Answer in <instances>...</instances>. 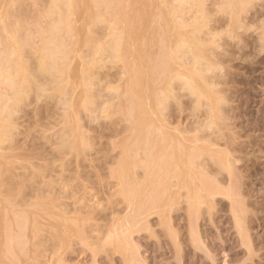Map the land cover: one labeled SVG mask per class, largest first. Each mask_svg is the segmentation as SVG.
<instances>
[{
	"label": "rangeland",
	"instance_id": "374dc122",
	"mask_svg": "<svg viewBox=\"0 0 264 264\" xmlns=\"http://www.w3.org/2000/svg\"><path fill=\"white\" fill-rule=\"evenodd\" d=\"M4 1L5 0H0V21L4 23H2V25L0 23V64L2 63L0 65V95L4 93L14 99V96H12L13 93L15 91L18 92L14 93V95L16 94L15 101L13 100L14 104L13 102L12 104L16 106H12L15 114H11V121H3V119H0V123H2L0 124V128H3L5 133L7 132L5 130L6 127H9L7 128L8 130H10V126L13 128L9 131L12 132L9 133V136L12 138H7L9 137L7 134L6 137L5 134L0 132V134H2V136H0V200H2L0 202V228L4 226L2 230L0 229V232H4L0 234V242H3L2 245L0 243V255H5L4 257L2 256L3 258L0 256V264H36L37 262V264H264V0H237L239 2L236 0H171L169 1L170 3L168 0L106 1L111 3H106L104 0H86L89 4L85 2V0H58L60 3H56L55 0H53L54 3L52 0H6L7 2L5 3ZM67 2H71L72 4L70 3L68 6ZM171 2H174V4L172 5ZM175 2L179 3L177 4ZM181 2L182 4H180ZM233 2L236 3L233 4ZM183 3H185V6ZM74 4L75 6H73ZM123 4H127L125 12L127 15L126 30L128 29L131 34L128 33V36L124 37L123 40L125 45H122L124 48L127 46L125 48L126 54L123 56L124 59L121 55L123 49L120 52L116 50V53L110 49L111 36L120 29V24L118 25L114 17L121 14ZM1 5L6 7L3 6L1 8ZM56 5H58V7H55ZM179 5L182 6V9ZM8 6L9 13L7 11ZM70 6L72 7L70 9L71 11L69 10ZM173 6L176 7V10L178 8V10L180 9L182 11L179 10L180 12H178L177 10V15L173 14L176 13ZM116 7H118V11ZM171 7L173 10H171ZM3 8L6 9V11ZM50 8L52 11H50ZM59 8L62 12H58ZM165 8L167 10H165ZM83 9L84 11L87 9L88 11L83 14ZM91 10H93L92 13ZM103 11L104 13H102ZM163 13H165L168 18H166ZM171 13L172 17L169 18ZM7 14L9 15L6 16ZM130 14L132 15L130 16ZM2 17L4 21H2ZM85 18H87L86 21ZM178 18L180 19L178 20ZM61 19L65 24L61 23ZM110 19L112 21H110ZM57 20L62 24L57 33V42L61 45V47H58L59 54H56L59 57L55 56L54 58L56 61H54L56 65L53 62L54 70L50 69L49 73L45 75L44 72L39 69L38 61L42 54H40V52L45 50L44 47L50 35V25L52 26L53 23L58 22ZM87 20L91 24L86 23ZM168 21H170V23ZM180 21L182 23L186 22V25L182 24ZM110 22L115 25V28ZM163 22H165V24ZM84 23H86L87 26ZM8 24V30L10 31H6ZM72 24L73 26L75 24L76 28L73 27ZM78 24L79 27L77 26ZM157 24L159 25L156 26ZM200 24H202V26H200ZM3 26L6 28L5 30ZM65 26L66 28H64ZM171 26L173 27L172 29ZM11 27H13L14 30L13 28L11 29ZM116 27H118V29ZM128 27H130V29L132 28L131 31ZM158 27L161 28V31ZM179 27L181 30L184 29L182 31H186L184 32V34L186 33L185 35H189H183ZM80 28L81 31L79 32ZM192 28H194V32L190 33V29L192 30ZM62 29L65 30L62 31ZM111 30L113 32H111ZM195 30L199 33L197 31L195 32ZM66 31L69 32L67 33ZM72 31L74 34L71 33ZM194 33L198 34L195 35ZM9 34L11 35L9 36ZM164 34L166 35L165 37ZM61 35H63V37ZM180 35L181 37L183 36L182 40L184 39L187 42H183ZM190 35H192L193 38ZM196 36L198 38H196ZM10 37L17 43L15 44L11 41L12 38ZM65 37H67V39ZM76 37L78 40L74 39ZM59 38L60 40L58 41ZM179 39L181 41H179ZM10 41L12 45L14 43V47L16 45L19 46V49L17 46L15 48L19 50V55ZM158 41H160V45L157 44ZM75 42H78V45L77 43L75 44ZM83 43L86 44L84 45ZM130 43L132 46H130ZM173 43L176 45L173 46ZM181 44H183V46ZM70 45L71 47H69ZM198 45L200 46L198 47ZM78 46L82 48H78ZM168 46L170 50L167 49ZM76 47L78 51H76ZM188 47H193L192 49L190 48L192 51L188 50ZM194 47L196 49H194ZM10 48L12 52L9 53L8 49ZM38 48L43 49V51H39ZM161 48H164V50L166 49V51H162ZM171 49L173 51H171ZM195 50H197L198 53L194 52ZM70 52L73 53L70 54ZM165 52H171L169 53V57L167 53L164 54ZM13 53L14 55L17 53L16 55L18 56L15 55L16 57H14ZM134 53L137 56H135ZM60 54L65 57H60ZM143 54L144 57L142 56ZM173 54L174 56L172 57ZM190 54H195L196 58H194L195 55L191 56ZM70 55L73 58L68 57ZM11 56H13L12 59L14 58L15 62L13 60L11 61ZM120 56L124 62L123 60L121 62ZM191 57H193V59ZM74 58H76V61ZM168 58H171L172 64ZM197 58L200 60L198 63L195 60ZM9 60L11 61L10 63ZM147 60H149V62ZM162 60H164L165 63ZM128 61H132L140 72V84L143 88L146 87V89H144V95L146 99L148 98L147 100H150L154 112L152 113V117L155 116L154 120H152V118L146 123L150 125V127L145 124L144 131L147 132L146 134H148V136L146 134L143 135L145 145H142V148L139 146L141 149L138 148L136 137L132 139V135H134V129L132 128H134L133 125L135 124L139 113L138 110L141 109V106L139 97L135 94L132 95L129 87L126 86L127 84L129 86L130 79L134 78H131L129 74L124 72L125 64L128 63ZM35 62L36 64H34ZM58 62H61L59 66ZM135 62H137V64ZM4 63L8 65L6 64L7 66H5ZM10 65L14 69V72ZM138 65L140 67H138ZM169 65L170 67H168ZM14 66L20 68L22 71L19 70L17 73L18 69L16 68V71ZM64 66L68 67L67 70ZM141 66L144 69H142ZM3 67L6 69L5 72ZM78 67L79 70L81 69L79 72L76 70ZM162 67H164L163 72L167 69L169 75L167 73L164 74L162 69H160L161 71L158 70ZM151 68L153 69L152 71ZM195 68H197L198 71ZM82 70H84V72ZM190 71L194 75L190 73ZM24 72L26 73L24 74ZM37 72H39V74ZM186 72L190 73L189 75L192 74L191 77L193 81L195 80L199 86H197V90H199V88L203 90H199L198 98L200 101L189 89L181 86V82H183L181 76H184V73L188 75ZM40 73L44 74L43 78ZM73 73L77 74L74 75ZM78 73H81L80 76ZM143 73L146 75H144L145 78L142 76ZM155 73L158 74L155 76ZM38 75L39 77L37 78ZM197 75H200L199 80H197ZM10 76L12 77L11 79ZM73 76L80 77L81 79H75ZM127 76L129 78H127ZM2 77H4V80ZM23 77H25V80H23ZM165 77H167V80H165ZM171 77L173 78L172 80H170ZM148 78L150 79L149 81ZM6 80H8L7 82L9 84ZM49 80L52 81L50 82ZM62 80L66 81L62 82ZM77 80L78 82L80 81L81 84H78ZM136 80L135 78V81ZM158 80L160 82H158ZM1 81L4 85L1 84ZM38 81L40 83L46 81V86L45 83L43 85L45 87L40 86L43 90L38 88L40 85V83H37ZM55 81L57 82L54 83ZM126 81L128 83H126ZM76 83L82 87L80 88ZM143 83L145 84L143 85ZM17 84L21 90L18 88ZM14 85L17 90H14ZM50 85L52 86L50 87ZM11 86L13 90H11ZM64 86L65 88H63ZM70 86H72V88H70ZM83 87L86 91H84ZM205 87H208V89L206 90ZM209 88L212 91H209ZM70 89L72 91L74 89V92L72 93ZM39 90L42 94L38 92ZM205 91L208 92V94ZM82 94L85 95V97L82 96ZM151 95H153L154 101ZM83 97L84 99L82 100ZM162 98V103L158 102V99ZM1 99L2 97L0 100ZM72 101H74V103H72ZM210 101L212 103H210ZM124 102L126 104H124ZM153 107L155 109H153ZM208 109L211 110V114ZM127 112L128 115H126ZM126 116L131 119L129 120ZM164 120H166L167 123H164ZM8 121L9 123L11 122L10 125H8ZM207 122H210V126ZM159 125L162 129L164 128L167 131L171 138V142L166 145L167 148H165V151H160L164 148L161 146L160 150L157 147H151L150 140L152 141V135H155V133L161 129ZM151 129L152 132L150 131ZM153 130H155V133ZM62 135H64V138ZM1 137H5V139L2 140ZM150 137L151 139H149ZM129 140L130 142H135L134 144L138 152V157H136L137 155L134 153L135 150H133L129 160L133 162L137 161L139 165H142L144 162L145 164H150L156 160L155 168L160 166V164L162 168H165L161 169L162 172L156 169L158 172L154 171V176L152 177L156 178L161 174L162 176L165 174L164 177L168 176L166 178L168 183L166 182L167 180H165L166 184L164 183L163 191H161L162 187H158L153 191L155 193L151 196L154 198V201L152 200L153 198L151 197L150 199L149 196V198H145V201H143V203L146 204L147 202L148 204V202L150 203L152 200V204H150L154 206V209L151 210L149 204H144L147 208L150 207L148 209L143 204V207L142 205L141 207H139V205H132L137 213L134 214V216H132V213H134V210H131L132 206L127 207L126 200L122 198L123 191L121 190L123 188L120 187V185L122 184V186L125 187V181L124 178H122L123 176L118 174V171H122V168L126 165L125 161L127 159H123L125 155L122 149L123 146L129 143ZM174 141L178 144H173ZM171 143L173 144V148L169 147V145L172 146ZM188 144L190 146H188ZM142 149L143 152L141 151ZM156 149L160 152H157ZM162 152L165 155L161 154ZM169 153H176L177 156H175L176 154L170 155ZM168 154L171 157L168 156ZM199 154L200 157H198ZM154 155L156 159H154ZM183 155H186V158L185 156L183 157ZM196 155L198 156L196 157ZM159 156H161V159ZM162 157L164 161H168V165H172H169L171 166L169 168L166 164L167 161L165 162L168 168L174 171V173L166 168L167 166L163 163ZM173 157L176 158L177 161L175 160V162L178 165H175ZM191 157L193 158V162L189 163V166L191 167L190 169H192V173H190L193 175L190 176L192 179L189 176L186 177L189 171L187 168V161L190 160ZM137 158L139 160H137ZM149 158H151V160ZM158 160L160 162L162 161V163ZM122 164L124 166H122ZM176 166L177 168H175ZM178 166L183 168L181 169ZM173 167L175 169H173ZM128 170L131 171V169ZM134 170L135 178L138 179L136 181H140L142 169L140 166H137ZM168 171L170 176L169 173H166ZM181 171H183L182 173L186 178L187 184L185 183L184 187L178 189L179 187L174 185L176 184L175 176L178 174H180L178 176H181ZM176 172L178 174H176ZM155 173L157 176H155ZM118 175H120V178ZM121 178L123 182H121ZM171 180L172 182L170 183ZM190 182L194 187V191L196 190L195 187L200 189L199 191L201 192L198 191L199 194L196 196L197 198L200 196L199 200L196 199V197H194L195 199H190L188 196L186 198V195L189 194L188 192L191 191L188 185ZM193 183L195 185H193ZM174 186L176 187L174 188ZM185 187L186 190L189 189L186 191L184 189ZM208 188H210L211 191L210 189L208 190ZM168 189H171L169 192H171L173 196L166 191ZM178 190L180 191L178 192ZM168 193L170 195H168ZM146 199L150 201H146ZM186 199H188L187 202ZM192 200L195 205L191 202ZM6 201L9 204H7ZM190 204L193 206V211ZM9 205L11 207H9L10 209L7 207ZM163 205L168 206L163 207ZM136 207L137 209H135ZM145 208L147 209L146 211ZM12 209L15 212L12 211ZM194 209L196 210L194 211ZM53 210L61 214H59V216L54 212L52 214L51 211ZM148 210H150V212H148ZM161 210L164 212H157ZM37 211H40V213ZM43 211L50 212L44 213ZM128 211H130V213ZM144 211L146 213H144ZM9 212L12 216H9L11 215ZM41 213L44 215L43 217H41ZM63 213H67L65 215L66 218ZM62 214L63 217L61 218L60 215ZM138 214L142 215L138 216ZM3 215L4 218L2 217ZM53 215L54 217L57 216V220L56 218L54 219ZM73 216L76 217L73 218ZM85 217L87 220L90 218V220H88L89 223L91 222L90 224H88ZM120 218H122V220H120ZM46 219L47 221H45ZM75 219L78 221L76 222L77 225ZM118 220L119 226L122 224L119 229L117 227ZM18 221L20 223L19 225L17 223ZM51 221L53 224L50 223ZM58 222L63 223L62 226L64 230H62V226H58ZM126 222H128L129 226L131 224L130 228ZM12 223L18 225L20 232L17 226L12 225ZM124 223L126 225H124ZM55 224L56 226L53 227L52 225ZM92 224L94 226L96 224L98 225L93 229ZM113 224H115V226ZM32 227H35L39 231ZM124 227H126L128 231L126 229V231H123L122 229ZM52 229L53 232H51ZM66 229H68L69 233L71 232L69 235ZM15 236H17V238ZM12 237L15 242L12 240ZM7 239H9L8 248L6 246L8 242H6ZM117 240H119L118 244ZM59 241L61 244L63 243V246ZM120 241L122 242V247L120 246ZM4 243L5 245L2 247ZM14 243L17 244V248H15ZM32 243H34V245ZM125 243L127 244L126 246ZM10 246L15 250H12ZM2 248H7L4 251L10 252V255L8 253L5 254ZM18 248L20 251H16ZM122 248L127 251H123ZM13 259H17L18 262L16 260L14 262ZM25 260L29 261L25 262Z\"/></svg>",
	"mask_w": 264,
	"mask_h": 264
},
{
	"label": "bare ground",
	"instance_id": "6f19581e",
	"mask_svg": "<svg viewBox=\"0 0 264 264\" xmlns=\"http://www.w3.org/2000/svg\"><path fill=\"white\" fill-rule=\"evenodd\" d=\"M8 1V0H7ZM6 0L4 1V3L5 2H7ZM58 0H55V2L56 3H60L59 1L57 2ZM71 1H73V0H71ZM77 1H79V0H77ZM90 1V0H89ZM107 0H104V2H106ZM120 1V0H119ZM167 1V0H166ZM169 1H171V0H168V2ZM179 1V0H178ZM182 1H184V0H182ZM185 1H187V0H185ZM196 1V0H195ZM198 1V0H197ZM233 1V0H232ZM237 1V0H236ZM3 2V1H2ZM52 2H53V0H52ZM64 2V1H63ZM69 2V1H68ZM67 2V4H68V6L70 5V3H68ZM83 2V1H82ZM85 2H87L86 0H85ZM98 2V1H97ZM121 2V1H120ZM126 2H127V0H126ZM132 2V1H131ZM237 2H239V1H237ZM54 3V2H53ZM55 3V4H56ZM65 3V2H64ZM75 3V2H74ZM88 4H89V2H87ZM106 3H111V2H106ZM124 3V2H123ZM142 3H143V1H142ZM170 3V2H169ZM175 3H177V2H175ZM179 3V2H178ZM177 3V4H178ZM188 3H191V2H188ZM236 2H233V4H235ZM2 4V3H1ZM54 4V5H55ZM72 4V3H71ZM76 4V3H75ZM75 4L73 5V6H75ZM91 4V3H90ZM116 4V3H115ZM115 4H114V6H115ZM132 4H134V3H132ZM164 4V3H163ZM171 4L173 5L174 4V2L172 3L171 2ZM180 4H182V2L180 3ZM185 3H183V5H184ZM49 5H50V2H49ZM108 5V4H107ZM121 5V4H120ZM126 5L127 4H123L122 5V9H121V14H119V15H116L113 19L118 23V25H119V27H120V29L119 30H115L116 32L115 33H113L112 35L113 36H111L112 37V39H111V45H110V49L112 50V51H114V53H116L115 51L117 50V52H120L122 49V51L123 52H121V55H122V57L123 56H125V54H126V47L124 48V46L122 45V44H124L125 45V43L123 42V40H124V37H127L128 36V33H129V31H128V29L126 30V21H127V15H126ZM165 5H167V4H165ZM4 6V5H3ZM2 5H1V8L3 7ZM51 6V5H50ZM60 6H62V5H60ZM59 6V7H60ZM81 6V5H80ZM82 6H84V5H82ZM91 6V5H90ZM98 6H99V4H98ZM118 6V5H117ZM131 6V5H130ZM129 6V7H130ZM168 6V5H167ZM171 6V5H170ZM169 6V7H170ZM175 6V5H174ZM173 6V7H174ZM180 6V5H179ZM185 6V5H184ZM4 7H6V6H4ZM55 7H58V5H56ZM182 6H180V8H181ZM8 8H9V6L7 7V11H8ZM72 7L70 6L69 7V10L71 9ZM73 8H75V7H73ZM84 8V7H83ZM87 8H88V5H87ZM92 8V7H91ZM98 8H100V7H98ZM109 8H110V6H109ZM143 8V7H142ZM175 8V10H176V7H174ZM183 8H185V7H183ZM4 9V8H3ZM51 9V8H50ZM76 9V8H75ZM116 9H117V11H118V7H116ZM132 9V8H131ZM182 9V8H181ZM5 11H6V9H4ZM48 10V9H47ZM138 10V9H137ZM165 10H167L166 8H165ZM171 10H173L172 9V7H171ZM171 10H169V11H171ZM174 10V11H175ZM177 10H178V8H177ZM177 10L175 11L176 13H173L172 11V13L173 14H175V15H177ZM180 10V9H179ZM178 10V12H180V11H182V10H180L179 11ZM50 11H52V9L50 10ZM64 11V10H63ZM66 11V10H65ZM71 11V10H70ZM86 11H88L87 9L84 11V9H83V11H82V13L84 14V13H86ZM92 11L93 10H91V13H92ZM102 11V10H101ZM109 11H110V9H109ZM184 11V10H183ZM46 12H48V11H46ZM58 12H62V10L60 11V8L58 9ZM73 12H74V10H73ZM90 12V11H89ZM97 12V11H96ZM115 12V11H114ZM139 12V11H138ZM162 12H163V10H162ZM167 12V11H166ZM3 13H6V12H3ZM8 13H9V11H8ZM49 13V12H48ZM66 13V12H65ZM102 13H104V11L102 12ZM117 13H119V12H117ZM133 13V12H132ZM172 13H171V15H169L170 17L169 18H171L172 17ZM55 14V13H54ZM61 14V13H60ZM63 14V13H62ZM67 14V13H66ZM70 14V13H69ZM94 14V13H93ZM113 14V13H112ZM159 14V13H158ZM165 13H163V15H164ZM170 14V13H169ZM9 14H7L6 16H8ZM46 15H48V14H46ZM50 15V14H49ZM76 15V14H75ZM90 15H92V14H90ZM108 15V14H107ZM132 14H130V16H131ZM157 15V14H156ZM168 15V14H167ZM5 16V17H6ZM57 16H58V14H57ZM93 16V15H92ZM91 16V17H92ZM102 16V15H101ZM106 16V15H105ZM135 16V15H134ZM59 17V16H58ZM62 17V16H61ZM70 17H71V15H70ZM82 17V16H81ZM83 17H84V15H83ZM86 17V16H85ZM90 17V18H91ZM97 17V16H96ZM109 17V16H108ZM152 17V16H151ZM153 17H155V16H153ZM165 17H166V14H165ZM177 17V16H176ZM74 18V17H73ZM93 18V17H92ZM99 18H101V17H99ZM110 18V17H109ZM111 18H112V16H111ZM166 18H168V17H166ZM174 18H175V16H174ZM181 18V17H180ZM180 18H178V20L180 19ZM1 19V18H0ZM8 19V18H7ZM52 19V18H51ZM59 19V18H58ZM71 19H72V17H71ZM77 19V18H76ZM86 19L87 18H85V21H86ZM94 19V18H93ZM92 19V20H93ZM105 19V18H104ZM131 19H132V17H131ZM131 19H130V21H131ZM150 19H153V18H150ZM158 19V18H157ZM9 20V19H8ZM66 20V19H65ZM69 20V19H68ZM67 20V21H68ZM79 20V19H78ZM81 20H82V18H81ZM95 20V19H94ZM100 20H102V19H100ZM155 20V19H154ZM163 20V19H162ZM184 20V19H183ZM182 20V21H183ZM2 21H4V19H3V17H2ZM58 21V20H57ZM59 21H60V19H59ZM56 22V23H53V25L51 26L50 24V35H49V38H48V40H47V42H46V45H45V50L43 51V49H39V51L41 50V51H43V52H40V54H41V56H40V58H39V61H38V59H37V61L39 62L38 63V65H39V69L40 70H42L43 72H44V74L46 75V73L48 74L49 73V71H50V69H52V70H54V64H55V60H54V58H55V56H57V57H59L58 55H56L57 53H58V47L60 46L61 47V45L57 42V33L59 32V30H60V28H61V25L62 24H60V22ZM61 23H63V24H65L64 23V21L61 19ZM73 21V20H72ZM110 21H112L111 19H110ZM133 21V20H132ZM139 21V20H138ZM156 21V20H155ZM155 21H154V24H155ZM171 21V20H170ZM170 21H168L169 23H170ZM10 22V21H9ZM66 22V21H65ZM74 22V21H73ZM107 22V21H106ZM151 22V21H150ZM157 22V21H156ZM173 22V21H172ZM178 24H180L178 21H176ZM181 22V21H180ZM184 22V21H183ZM0 23H1V21H0ZM3 23V22H2ZM2 23H1V25H2ZM6 23V22H5ZM78 23V22H77ZM83 23V22H82ZM86 23H90V22H88V20H87V22ZM86 23H84V24H86ZM113 23V22H112ZM130 23V22H129ZM153 23V22H152ZM164 24H165V22H163ZM182 23V22H181ZM186 23V22H185ZM185 23H182V24H185ZM4 24V23H3ZM52 24V23H51ZM83 24V25H84ZM91 24V23H90ZM110 24H111V22H110ZM116 24V23H115ZM139 24V23H138ZM154 24H152V25H154ZM160 24H161V21H160ZM7 25V24H6ZM111 25H113V24H111ZM111 25H110V27H111ZM132 25V24H131ZM148 25H150V24H148ZM159 24H157L156 26H158ZM166 25H167V22H166ZM171 25V24H170ZM169 25V26H170ZM174 25V24H173ZM186 25V24H185ZM187 25H188V23H187ZM190 25V24H189ZM198 25V24H197ZM5 26V25H4ZM3 26V27H4ZM72 26H73V24H72ZM78 27H79V24L77 25ZM86 26H87V24H86ZM114 26V28H115V25H113ZM113 26H112V28H113ZM130 26V25H129ZM156 26H155V28H156ZM168 26V27H169ZM176 26V25H175ZM178 26V25H177ZM182 26H184V25H182ZM191 26V25H190ZM200 26H202V24H200ZM2 27V26H1ZM5 27H7V26H5ZM4 27V30L6 29ZM73 27H75V24H74V26ZM149 27V26H148ZM167 27V26H166ZM181 27V26H180ZM179 27V28H180ZM192 27V26H191ZM191 27H189V28H191ZM194 27V26H193ZM198 27V26H197ZM8 28H9V24H8V27H7V29H6V31L8 30ZM13 27H11V29H12ZM64 28H66V26L64 27ZM69 28V27H68ZM76 28V27H75ZM88 28H89V25H88ZM111 28V29H112ZM117 29H118V27H116ZM129 29H130V27H128ZM159 28V27H158ZM157 28V29H158ZM164 28H165V26H164ZM173 27L171 26V29H172ZM175 28H178V27H175ZM182 28V27H181ZM181 28H180V31H182V30H184V29H182L181 30ZM201 28V27H200ZM2 29V28H1ZM47 29H48V27H47ZM71 29H72V27H71ZM132 29V28H131ZM131 29H130V31H131ZM160 29V31H161V28H159ZM169 29V28H168ZM193 29L194 28H192V30L190 29V33H192V32H194L193 31ZM198 29H199V27H198ZM3 30V29H2ZM13 30H14V28H13ZM49 30V29H48ZM65 29H62V31H64ZM67 30V29H66ZM84 30V29H83ZM86 30H87V28H86ZM89 30V29H88ZM154 30H156V29H154ZM170 30V29H169ZM177 30V29H176ZM179 30V29H178ZM8 31H10V30H8ZM47 31V30H46ZM77 31V30H76ZM81 31V28H80V30H79V32ZM85 31V30H84ZM159 31V32H160ZM179 31V32H180ZM197 30H195V32H196ZM67 32V31H66ZM69 32V31H68ZM67 32V33H68ZM78 32V31H77ZM111 32H113L112 30H111ZM142 32V31H141ZM150 32V31H149ZM158 32V33H159ZM171 32V31H170ZM184 32H186V31H182L181 33L183 34V35H185L184 34ZM198 32V31H197ZM8 33V32H7ZM10 33V32H9ZM12 33H14V32H12ZM11 33V34H12ZM47 33H48V31H47ZM63 33V32H62ZM72 34H74L73 33V31L71 32ZM84 33V32H83ZM87 33V32H86ZM156 33V32H155ZM160 33H162V32H160ZM159 33V34H160ZM175 33V32H174ZM199 33V32H198ZM198 33H194L195 35H197ZM11 34H9V36L11 35ZM82 34V33H81ZM80 34V35H81ZM130 34V33H129ZM178 34V33H177ZM188 34V33H187ZM13 35V34H12ZM70 35V34H69ZM131 35V34H130ZM167 35H169V34H167ZM172 35H173V33H172ZM179 35V34H178ZM189 35V34H188ZM188 35H185V36H188ZM193 35V34H192ZM192 35H190L191 37H192ZM194 35V36H195ZM6 36V35H5ZM62 37H63V35H61ZM67 36V35H66ZM75 36V35H74ZM77 36H78V33H77ZM166 35L164 34V37H165ZM46 37V36H45ZM88 37V36H87ZM130 37H132V36H130ZM177 37V36H176ZM176 37H175V39H176ZM10 38H12V37H10ZM9 38V39H10ZM44 38V37H43ZM61 38V37H60ZM60 38L58 39V41L60 40ZM66 39H67V37H65ZM72 38V37H71ZM168 38V37H167ZM178 38H179V36H178ZM180 38H181V40H182V38H183V36L181 37V35H180ZM193 38V37H192ZM196 38H198L197 36H196ZM195 38V39H196ZM6 39H8V38H6ZM45 39V38H44ZM47 39V38H46ZM63 39V38H62ZM70 39V38H69ZM75 40L77 39L78 40V38L76 37V38H74ZM83 39V38H82ZM82 39H81V42H82ZM88 39V38H87ZM187 39H188V37H187ZM190 39V38H189ZM11 40V39H10ZM71 40V39H70ZM73 40V39H72ZM126 40V39H125ZM129 40V39H128ZM166 40V39H165ZM180 39H179V41H181ZM197 40H200V39H197ZM11 41H13V38H12V40ZM10 41V42H11ZM42 41H45V40H42ZM62 41V40H61ZM133 41H134V39H133ZM164 41V40H163ZM177 41V40H176ZM183 42L185 41L184 39L182 40ZM190 41V40H189ZM14 42V41H13ZM72 42V41H71ZM71 42H70V44H71ZM84 42V41H83ZM138 42V41H137ZM159 42L160 41H158V43L157 44H159ZM185 42H187V41H185ZM194 42H195V40H194ZM197 42V41H196ZM199 42V41H198ZM15 43V42H14ZM14 43H13V45H14ZM17 43V42H16ZM15 43V44H16ZM62 43V42H61ZM77 43V45H78V42H75V44ZM141 43V42H140ZM182 43V42H181ZM190 43H193V42H190ZM43 44V43H42ZM41 44V45H42ZM65 44H67V43H65ZM75 44H74V46H75ZM84 44V43H83ZM82 44V45H83ZM86 44V43H85ZM84 44V45H85ZM138 44V43H137ZM142 44V43H141ZM187 44V43H186ZM185 44V45H186ZM196 44V43H195ZM200 45H202L201 43H199ZM11 45H12V42H11ZM12 45V46H13ZM72 45V44H71ZM71 45L69 46V47H71ZM76 45V46H77ZM133 45H134V43H133ZM160 45V44H159ZM165 45H168V44H165ZM176 44H174L173 43V46H175ZM182 46H183V44H181ZM194 45V44H193ZM192 45V46H193ZM200 45H198V47L200 46ZM17 46V45H16ZM16 46L14 47L13 46V48L15 49L16 48ZM130 46H132L131 45V43H130ZM141 46V45H140ZM178 46V45H177ZM189 46V45H188ZM42 47V46H41ZM67 47V46H66ZM66 47H65V49H66ZM72 47H73V45H72ZM79 47H81V46H78V48ZM187 47V46H186ZM185 47V48H186ZM17 48L19 49V46H17ZM82 48V47H81ZM121 48V49H120ZM132 48V47H131ZM130 48V49H131ZM142 48H143V46H142ZM149 48V47H148ZM165 48V47H164ZM164 48L162 49V51H166V49L164 50ZM170 47L168 46V48L167 49H169ZM176 48V47H175ZM179 48V47H178ZM191 48V47H190ZM190 48L188 47V50H190ZM193 48V47H192ZM191 48V49H192ZM11 49V48H10ZM10 49H8L9 50V53L10 52H12V49H11V51H10ZM18 49H15L16 51H17V53H18ZM72 49H74V48H72ZM120 49V50H119ZM137 49V48H136ZM173 49H174V47H173ZM194 49H196L195 47H194ZM7 50V51H8ZM14 50V51H15ZM79 50H81V49H79ZM119 50V51H118ZM132 50H134V49H132ZM170 50V49H169ZM72 51V50H71ZM74 51V50H73ZM76 51H78V49H77V47H76ZM144 51V50H143ZM171 51H173L172 49H171ZM175 51H177V50H175ZM178 51H179V49H178ZM181 51V50H180ZM190 51H192V50H190ZM201 51V50H200ZM36 52H37V50H36ZM60 52V51H59ZM194 52H197V50H195ZM16 53V54H17ZM67 53H68V50H67ZM71 53H73V52H70V54ZM77 53V52H76ZM105 53V52H104ZM130 53H131V51H130ZM136 53V52H135ZM135 53H134V55H135ZM139 53V52H138ZM146 53V52H145ZM147 53H148V51H147ZM167 53V56L169 57V53H171V52H165L164 54H166ZM176 53V52H175ZM190 53V52H189ZM198 53V52H197ZM201 53V52H200ZM6 54H8V53H6ZM5 54V55H6ZM12 54V53H11ZM15 54V55H16ZM59 54V53H58ZM160 54H162V53H160ZM196 54V53H195ZM195 54H192L193 56L195 55ZM202 54V53H201ZM13 55H14V53H13ZM14 55V57H16V56H18L19 55V53H18V55H16L15 56ZM65 55H66V53H65ZM132 55V54H131ZM191 55V54H190ZM191 55V56H192ZM9 56H10V54H9ZM8 56V57H9ZM31 56V55H30ZM75 56H76V54H75ZM77 56H78V53H77ZM130 56V55H129ZM133 56V55H132ZM135 56H137V55H135ZM143 57H144V54L142 55ZM174 56V54L172 55V57ZM198 56V55H197ZM12 57L13 56H11V61L13 60H15L14 58L12 59ZM32 57V56H31ZM36 57V56H35ZM60 57H63L61 54H60ZM65 57V56H64ZM63 57V58H64ZM68 57H70V58H73V57H71V55L70 56H68ZM134 57V56H133ZM163 57V56H162ZM37 58H38V56H37ZM120 58H121V56H120ZM147 58V57H146ZM161 58V57H160ZM192 59H193V57H191ZM194 58H196V55H195V57ZM58 59V58H57ZM60 59V58H59ZM62 59V58H61ZM77 59H79V58H77ZM123 59H124V57H123ZM122 58H121V62H122V60H123ZM128 59H129V57H128ZM134 59V58H133ZM169 60H170V63H171V58H168ZM175 59V58H174ZM7 60V59H6ZM18 60V59H17ZM64 60V59H63ZM68 60V59H67ZM74 60L76 61V58H74ZM80 60V59H79ZM130 60V59H129ZM132 60V59H131ZM161 60V59H160ZM164 60H166V59H164ZM164 60H162V61H164ZM173 60V59H172ZM196 61H197V63H198V61H200V60H198V58L197 59H195ZM194 60V61H195ZM202 60V59H201ZM10 60H9V63L11 62ZM19 61V60H18ZM35 61V60H34ZM55 61V62H54ZM65 61V60H64ZM71 61V60H70ZM148 62H149V60H147ZM174 61V60H173ZM3 62H4V60H3ZM15 62V61H14ZM17 62V61H16ZM20 62V61H19ZM18 62V63H19ZM53 62H54V64H53ZM79 62V61H78ZM80 62H82V61H80ZM123 62H124V60H123ZM138 62H139V58H138ZM154 62V61H153ZM22 63V62H21ZM59 63H61V62H58V66H59ZM75 63V62H74ZM83 63V62H82ZM136 64H137V62H135ZM160 63V62H159ZM164 63H165V61H164ZM163 63V64H164ZM2 64V63H1ZM0 64V65H1ZM5 64V63H4ZM7 64V63H6ZM5 64V66H7ZM34 64H36V62L34 63ZM70 64V63H69ZM68 64V65H69ZM122 64H124V63H122ZM149 64V63H148ZM172 64V63H171ZM194 64H195V62H194ZM14 65V64H13ZM16 65V64H15ZM20 65V64H19ZM22 65V64H21ZM56 65V64H55ZM66 65H67V63H66ZM79 65H80V63H79ZM140 65V64H139ZM138 65V67H140ZM11 66V65H10ZM9 66V67H10ZM37 66V65H36ZM76 66V65H75ZM82 66V65H81ZM80 66V67H81ZM85 66V65H84ZM145 66V65H144ZM195 66V65H194ZM197 66V65H196ZM198 66H199V64H198ZM15 67V66H14ZM64 67H66V66H64ZM142 67V66H141ZM160 67V66H159ZM168 67H170V65L168 66ZM4 68V67H3ZM7 68V67H6ZM16 68L17 67H15V70H16ZM67 68L68 67H66L65 69L67 70ZM86 68V67H85ZM156 68V67H155ZM11 69L13 70V72H14V69L12 68V66H11ZM10 69V70H11ZM18 69V71H17V73L19 72V70L20 71H22L20 68H17ZM57 69V68H56ZM71 69V68H70ZM74 69V68H73ZM141 69V68H140ZM142 69H144L143 67H142ZM148 69H149V67H148ZM160 69H162V72H163V70H164V67H162V68H159L158 70H160ZM170 69V68H169ZM168 69V70H169ZM182 69V68H181ZM184 69V68H183ZM190 69V68H189ZM195 69H197V68H195ZM11 70V71H12ZM23 70H24V68H23ZM37 70V69H36ZM65 70V71H66ZM76 70H77V72H79V71H81V69L79 70V67L78 68H76ZM85 70V69H84ZM84 70H82L83 72H84ZM153 69L151 68V71H152ZM173 70V69H172ZM175 70V69H174ZM188 70V69H187ZM186 70V71H187ZM192 70H193V68H192ZM201 70V69H200ZM6 71V69L4 68V72ZM148 71V70H147ZM150 71V72H151ZM161 71V70H160ZM176 71V70H175ZM197 71H198V69H197ZM3 72V73H4ZM7 72H8V70H7ZM10 72V71H9ZM12 72V73H13ZM55 72V71H54ZM75 72V71H74ZM125 73H127V74H129L130 76H131V78L132 77H134L133 79H130V82H129V86H128V84L126 85L127 87H129V89H130V91L132 92V95L133 94H135L136 96H138L139 97V100H140V106H141V109L140 110H138L139 111V113H138V115H137V119H136V121H135V124L133 125V127L134 128H132V129H134V135H132V139H133V137H136V142H137V145H138V148L139 149H141L142 148V145H145L144 144V137H143V135L144 134H146L147 132H145L144 131V127H145V124L150 120V119H152V120H154V117H152L153 116V114L152 113H154L153 112V110H152V106H151V104H150V100H147L146 98H145V95H144V89H146V87H142L141 86V84H140V81H139V76H140V72L138 71V68H136V66H135V64L131 61V62H129L128 61V63H126L125 64V71H124ZM143 72V71H142ZM145 72V71H144ZM183 72V71H182ZM188 72H189V70H188ZM195 72V71H194ZM200 73H202L201 71H199ZM16 73V74H17ZM26 72H24V74H25ZM34 73V72H33ZM38 74H39V72H37ZM60 73V72H59ZM62 73V72H61ZM65 73V72H64ZM70 73H71V70H70ZM164 74H168L169 75V73L167 72V69H165V72H163ZM181 73V72H180ZM187 73V72H186ZM190 73H192L191 71H190ZM190 73H187L188 75H186L185 73H184V76H181V79L183 80V82H181L182 84H181V86H184V88H186V89H189L190 90V92L192 93V94H194V95H196L197 96V98H198V95H199V90H202L201 88H199V90H197L198 89V84L195 82V80L193 81V78L191 77V75L193 74H191V75H189ZM196 73V72H195ZM6 74H8V73H6ZM5 74V75H6ZM44 74L43 73H40V75H42V78L44 77ZM74 75L75 74H77V73H73ZM79 74V73H78ZM81 74V73H80ZM80 74H79V76H80ZM83 74V73H82ZM148 74H149V72H148ZM158 73H155V76L157 75ZM171 74V73H170ZM178 74V73H177ZM176 74V75H177ZM4 75V74H3ZM8 75H10V74H8ZM18 75H20V74H18ZM22 75V74H21ZM26 75H28V74H26ZM34 75H35V73H34ZM33 75V76H34ZM145 75V73H143V75L142 76H144ZM163 75V74H162ZM168 75H166V76H168ZM194 75V74H193ZM201 75V74H200ZM200 75L198 76V79L197 80H199V77H200ZM7 76V75H6ZM12 76H14V75H12ZM23 76V75H22ZM49 76V75H48ZM59 76H62V75H59ZM66 76V75H65ZM70 76V75H69ZM72 76V75H71ZM78 76V75H77ZM82 76V75H81ZM146 76V75H145ZM145 76L143 77V78H145ZM20 77V76H19ZM30 77V76H29ZM34 77H36V76H34ZM39 77V75L37 76V78ZM47 77V76H46ZM51 77V76H50ZM50 77H49V79H50ZM75 77V79L77 78H80V77H76V76H73V78ZM153 77V76H152ZM158 77V76H157ZM176 77V76H175ZM201 77H202V75H201ZM6 78V77H5ZM8 78V77H7ZM12 77L10 76V79H11ZM127 78H129L128 76H127ZM135 78L137 79L136 81H135ZM161 78V77H160ZM162 78H163V76H162ZM166 79L165 80H167V77H165ZM180 78V77H179ZM1 79V78H0ZM2 79L4 80V77H2ZM22 79V78H21ZM32 79H36V78H32ZM60 79V78H59ZM81 79V78H80ZM173 78L171 77L170 78V80H172ZM177 79V78H176ZM2 80V81H3ZM14 80H16V79H14ZM13 80V81H14ZM19 80H20V78H19ZM23 80H25V77H23ZM48 80V79H47ZM128 80V79H127ZM143 80V79H142ZM150 79L148 78V81H149ZM169 80V81H170ZM200 80H201V78H200ZM1 81V84L2 85H4V83ZM8 80H6V82H7ZM10 81V80H9ZM12 81V82H13ZM50 82L52 81V80H49ZM54 81V80H53ZM66 81V80H65ZM64 80H62V82H65ZM70 81H71V79H70ZM129 81V80H128ZM154 81H155V79H154ZM33 82V81H32ZM46 82V81H45ZM44 82V83H45ZM57 81H55L54 83H56ZM72 82V81H71ZM77 82H78V80H77ZM81 82H82V80H81ZM143 82H145V81H143ZM147 82V81H146ZM158 82H160L159 80H158ZM8 83V82H7ZM6 83V84H7ZM36 83V82H35ZM37 83H40L39 81L37 82ZM36 83V84H37ZM44 83H40V85H39V87L38 88H40V89H42L43 90V88H41V87H45L46 86V84L47 83H45V86H43L44 85ZM126 83H128L127 81H126ZM166 83H168V82H166ZM201 83V82H200ZM199 83V84H200ZM9 84V83H8ZM12 84H15V83H12ZM19 84H20V82H19ZM59 84V83H58ZM67 84V83H66ZM77 84V83H76ZM78 84H81L80 83V81L78 82ZM77 84V85H78ZM145 83H143V85H144ZM156 84V83H155ZM18 85V84H17ZM21 85V84H20ZM29 85V84H28ZM60 85V84H59ZM71 85V84H70ZM76 85V86H77ZM157 85V84H156ZM162 85H163V83H162ZM207 85V84H206ZM1 86V85H0ZM13 86V85H12ZM11 86V87H12ZM41 86V87H40ZM52 85H50V87H51ZM67 86V85H66ZM79 86V85H78ZM84 86V85H83ZM146 86V85H145ZM149 86H150V84H149ZM198 86V87H197ZM5 87H7V86H5ZM73 87H74V89H75V86H74V84H73ZM80 88L82 87L81 85L79 86ZM156 87V86H155ZM200 87H202V86H200ZM203 87H204V84H203ZM14 90H17V88L15 87V85H14ZM18 88L20 89V87H19V85H18ZM47 88V87H46ZM53 88H54V86H53ZM63 88H65V86L63 87ZM70 88H72V86H70ZM157 88V87H156ZM155 88V89H156ZM159 88H162V87H159ZM206 88V87H205ZM49 89V88H48ZM74 89H73V91H72V93L74 92ZM83 89H84V87H83ZM149 89V88H148ZM163 89V88H162ZM208 89V87L206 88V90ZM2 90H4V89H2ZM11 90H13V87L11 88ZM21 90V89H20ZM127 90H128V88H127ZM6 91V90H5ZM84 91H86L85 89H84ZM84 91H83V93H84ZM159 91V90H158ZM203 91V90H202ZM209 91H212V90H210V88H209ZM12 92H14V91H12ZM16 92H18V91H15L14 93H16ZM38 92H40V90L38 91ZM80 92V91H79ZM131 92H129V93H131ZM145 92H146V90H145ZM156 92H157V90H156ZM206 92V91H205ZM14 93H13V95L12 96H14V99H15V95H14ZM45 93V92H44ZM150 93V92H149ZM149 93H148V95H149ZM160 93V92H159ZM158 93V94H159ZM203 93V92H202ZM201 93V94H202ZM207 94H208V92H206ZM210 93V92H209ZM1 94V93H0ZM17 94H19V93H17ZM40 94H42L41 92H40ZM76 94V93H75ZM78 94V93H77ZM157 94V93H156ZM155 94V95H156ZM201 94H200V96H201ZM4 95V96H3ZM3 95H0V98L2 97V99L0 100V111L3 113H1L0 112V117H2V118H0V119H3V121H7V120H10L11 119V114L12 115H14L15 114V112H14V109H13V107L12 106H14L13 104H14V102H13V100L14 99H12L11 97H9V96H7L6 94H4L3 93ZM6 95V96H5ZM20 95H21V92H20ZM38 95H39V93H38ZM162 95V94H161ZM213 95V94H212ZM78 96V95H77ZM76 96V97H77ZM82 96H84L85 97V95H83L82 94ZM81 96V97H82ZM90 96V95H89ZM152 96V100L154 101V98H153V95H151ZM199 96V97H200ZM202 96H203V94H202ZM211 96V95H210ZM18 97H20V96H18ZM17 97V98H18ZM73 97V96H72ZM75 97V98H76ZM84 97L82 98V100L84 99ZM137 97V98H138ZM204 97H205V95H204ZM207 97V96H206ZM209 97V96H208ZM80 98V97H79ZM196 98V99H197ZM81 99V98H80ZM149 99H151V98H149ZM205 99V98H204ZM74 100V99H73ZM138 100V99H137ZM159 100V101H158ZM157 101L158 102H161L162 103V101L161 100H163V98L162 99H158ZM198 100H199V98H198ZM211 100V99H210ZM15 101V100H14ZM16 101H18V100H16ZM200 101V100H199ZM12 102H13V104H12ZM79 102V101H78ZM82 102V101H81ZM158 102H157V104H158ZM16 103V102H15ZM72 103H74V101H72ZM139 103V102H138ZM137 103V104H138ZM210 103H212L211 101H210ZM215 103V102H214ZM213 103V104H214ZM124 104H126L125 102H124ZM136 104V105H137ZM153 104V103H152ZM156 104V105H157ZM79 105V104H78ZM212 105V104H211ZM16 106V105H15ZM14 106V107H15ZM80 106H81V104H80ZM153 106H154V104H153ZM210 106V105H209ZM214 106H215V104H214ZM74 107V106H73ZM138 107V106H137ZM128 108H129V105H128ZM136 108V107H135ZM140 108V107H139ZM13 109V110H12ZM17 109V108H16ZM153 109H155L154 107H153ZM161 109V108H160ZM136 110V109H135ZM157 110V109H156ZM209 110V109H208ZM14 113H13V112ZM159 111V110H158ZM211 110H209V112H210ZM12 112V113H11ZM213 112H214V108H213ZM126 113V112H125ZM161 113V112H160ZM210 114H211V112H210ZM126 115H128V112H127V114ZM159 116H161V115H159ZM126 117H128V116H126ZM129 118V117H128ZM157 118V117H156ZM162 118V117H161ZM131 118H129V120H130ZM160 119V118H159ZM11 121V120H10ZM160 121V120H159ZM163 121V120H162ZM167 123V121L166 120H164V123ZM211 122V121H210ZM210 122H207V123H209L208 125L210 126ZM8 123H9V121H8ZM11 123V122H10ZM10 123L8 124V125H10ZM62 123V122H61ZM150 123V122H149ZM148 123V124H149ZM152 123V122H151ZM153 123H156V122H153ZM212 123V122H211ZM0 124H2V123H0ZM6 124H7V122H6ZM147 125V124H146ZM156 125V124H155ZM163 125V124H162ZM166 126H168L167 124H165ZM204 125V124H203ZM206 125V124H205ZM7 126V125H6ZM148 127H150V125H147ZM151 126H154V125H151ZM157 126V125H156ZM156 126H154V127H156ZM160 126V125H159ZM200 126V125H199ZM202 126V125H201ZM1 127V126H0ZM147 127V128H148ZM161 127V126H160ZM7 128H9V127H6V133L3 131V128L1 129V131L0 132H2L3 134H5V136L7 137V135L9 136V133H12V132H9V131H11L13 128H11V126H10V130H8ZM152 128V127H151ZM153 129H155V128H153ZM160 129V128H159ZM167 129V128H166ZM197 129H198V127H197ZM201 129V128H200ZM171 130V129H170ZM202 130V129H201ZM147 131V130H146ZM151 132H152V129L150 130ZM154 131V133H155V130H153ZM171 131H173V130H171ZM145 132V133H144ZM197 132V131H196ZM7 134V135H6ZM64 134V133H63ZM11 135V134H10ZM147 136H148V134H146ZM145 135V136H146ZM177 135V134H176ZM0 136H2V134H0ZM61 136V135H60ZM60 136H58V137H60ZM63 136V138H64V135H62ZM131 136V135H130ZM146 136V137H147ZM153 137H152V141L150 140V142H151V147H153V148H155V147H157V148H159V150H160V146L163 148L162 150H160V151H165V148H167L166 147V145H168L171 141V138H170V136H169V134L167 133V131L163 128L162 129V127H161V129L160 130H158L157 131V133H155V135L153 134L152 135ZM66 137V136H65ZM178 137V136H177ZM176 137V138H177ZM7 138H12L11 136H9V137H7ZM148 138V137H147ZM178 138H180V137H178ZM1 139L3 140V139H5V137L4 138H2L1 137ZM127 139H129V138H127ZM146 139V138H145ZM149 139H151V137L149 138ZM181 139V138H180ZM179 139V140H180ZM11 140V139H10ZM61 140V139H60ZM174 140V139H173ZM7 141H8V139H7ZM125 141L127 142V140L125 139ZM177 141V140H176ZM4 142V141H3ZM146 142H147V140H146ZM149 142V141H148ZM135 142H133V141H131L130 142V140H129V143H127L125 146H123V149H122V146H121V149H122V151L124 152V155H125V158H124V156H123V159H127L126 161H125V163H126V165L124 166L123 164H122V166H124L123 168H122V171L121 170H117L118 171V174H120L121 176H123L122 178H124V181H125V187H123L122 186V184L121 183H119V184H121L120 185V187H122L123 189L121 190V191H123V197L122 198H124L125 200H126V202H127V207L129 206H132V205H136V206H138L139 205V207H141V205L143 204H145V203H143V201H145L144 199L145 198H149L150 197V199H151V195L152 194H154L155 192H153V191H155V189L156 188H158V187H162L161 189V191H163V186L166 184L165 183V180H167L166 178L168 177H164L165 176V174H164V172H165V170H164V172H163V174H164V176H162V174H161V169H164V168H162L161 167V164H160V166H157V168H155V162H156V160L155 161H153V163H148V164H145V162L144 163H142V165L140 164L139 165V163H137V161L136 162H133V161H131V160H129L130 159V157H131V152L133 151V150H135V155H137L136 157H138V152H137V147L135 146V144H134ZM174 143H176L175 141L173 142V144ZM181 143V142H180ZM172 144V143H171ZM173 144H172V146L171 145H169V147H171V148H173ZM176 144H178V143H176ZM182 144V143H181ZM124 145V144H123ZM148 145H149V143H148ZM184 145V144H183ZM182 145V146H183ZM141 148H140V147ZM175 146V145H174ZM176 146H178V145H176ZM188 146H190L189 144H188ZM136 147V148H135ZM145 147V146H144ZM187 147V146H186ZM135 148V149H134ZM184 148H185V146H184ZM190 148V147H189ZM2 149V148H1ZM150 149V148H149ZM175 149V148H174ZM176 149H177V147H176ZM176 149H175V151H176ZM187 149H188V147H187ZM145 150V149H144ZM157 150V149H156ZM159 150H157V152H160ZM173 150V149H172ZM178 150V149H177ZM180 150H184V149H180ZM192 150V149H191ZM142 152H143V149L141 150ZM153 152H155V153H157L156 151H153ZM178 152V151H177ZM140 153V152H139ZM171 153V152H170ZM169 153V154H170ZM190 153V152H189ZM188 153V154H189ZM192 153V152H191ZM195 153V152H194ZM141 154V153H140ZM148 154V153H147ZM161 154H163V155H165L163 152L161 153ZM160 154V155H161ZM168 154V156H170V155H175L176 153H172V154H170L169 155ZM187 154V153H186ZM134 155V156H135ZM144 155V154H143ZM142 155V157L144 158V156ZM153 155V154H152ZM162 155V156H163ZM190 155V154H189ZM195 155V154H194ZM148 156V155H147ZM175 156H177V154L175 155ZM180 156V155H179ZM185 156V158H186V155H183V157ZM198 155H196V157H197ZM171 157V156H170ZM195 157V156H194ZM198 157H200V154H199V156ZM134 158V157H133ZM142 158V159H143ZM146 158V157H145ZM157 158H158V156H157ZM159 158L161 159V156H159ZM165 158H166V156H165ZM174 158V163H175V165H178L176 162H175V160H176V158L175 157H173ZM173 158H171V159H173ZM181 158H182V156H181ZM0 159H1V157H0ZM123 159H122V161H123ZM136 159V158H135ZM134 159V160H135ZM150 160H151V158H149ZM154 159H156L155 158V155H154ZM153 159V160H154ZM159 159V160H160ZM178 159V158H177ZM195 159H198V158H195ZM133 160V159H132ZM137 160H139L138 158H137ZM146 160H147V158H146ZM158 160V161H159ZM162 160H163V157H162ZM183 160V159H182ZM186 160V159H185ZM184 160V161H185ZM142 161V160H141ZM140 161V162H141ZM164 161V160H163ZM167 161V160H166ZM166 161H164L163 163L165 164V162ZM177 161V160H176ZM160 162V161H159ZM158 162V163H159ZM171 162L173 163V161L171 160ZM178 162H179V160H178ZM191 162H193V158L191 157L190 158V160H188L187 161V165H188V169H189V171L187 172V176L186 177H190V176H193V175H191L190 173H192L191 172V170L192 169H190L191 167L189 166V163H191ZM198 162H199V160H198ZM122 163V162H121ZM160 163H162V161L160 162ZM168 163V161L166 162V164ZM180 163V162H179ZM185 163H186V161H185ZM163 164V165H164ZM165 164V165H166ZM197 164V163H196ZM158 165V164H157ZM168 165V164H167ZM166 165V166H167ZM169 165H171V164H169ZM168 165V166H169ZM174 165V164H173ZM181 165V164H180ZM186 165V164H185ZM184 165V166H185ZM137 166H140V168L142 169V177H140V175H139V177H140V181H136V180H138V179H136L135 178V174H134V171L136 170H134V168L135 167H137ZM168 166L166 167V168H168ZM172 166V165H171ZM171 166H169V168L171 167ZM199 166V165H198ZM159 167V168H158ZM161 167V168H160ZM179 167V166H178ZM186 167V166H185ZM200 167V166H199ZM168 168V170L169 171H172L171 169H169ZM175 168H177V166L175 167ZM174 167H173V169H175ZM179 168H181V167H179ZM178 168V169H179ZM183 168V167H182ZM181 168V169H182ZM128 169H131V171H129ZM159 169V171H161L160 172V176L158 175H156V173H155V176H157L156 178H154V177H152V176H154V171H157V170ZM167 170V169H166ZM185 170V169H184ZM169 171L168 172H166L167 174L169 173ZM199 171V170H198ZM158 172V171H157ZM173 173H174V171H172ZM179 172H180V170H179ZM183 171H181V176H178V175H180V174H178L177 172H176V174H178L177 176H175V179H176V184H174V185H177L179 188L178 189H180V187H184L185 186V183L187 182L186 181V178L183 176V173H182ZM189 173V174H188ZM115 174V173H114ZM113 174V175H114ZM153 174V175H152ZM120 175H118L119 176V178H120ZM117 176V175H116ZM169 176H170V173H169ZM200 176V175H199ZM198 176V177H199ZM196 177H197V174H196ZM118 178V177H117ZM122 178H121V180H122ZM191 178V177H190ZM189 178V179H190ZM195 178V177H194ZM142 179V180H141ZM170 179V178H169ZM174 179V178H173ZM174 179V180H175ZM192 179V178H191ZM120 180V179H119ZM188 180V179H187ZM195 180V179H194ZM201 180V179H200ZM196 181V180H195ZM121 182H123V180L121 181ZM167 183H168V180L166 181ZM172 182V180L170 181V183ZM188 182H189V180H188ZM192 182V181H191ZM191 182H190V184H188L189 185V187H190V189L189 190H191V191H189L188 193L189 194H187L186 195V198H187V196H188V198L190 197V199H193L194 197H196V196H198V194H199V192H201V191H199L200 189H198V187H195V191H194V187L191 185ZM200 182V181H199ZM165 183V184H164ZM169 183V184H170ZM187 184V183H186ZM168 185V184H167ZM188 185H186V186H188ZM193 185H195L194 183H193ZM196 186H198V185H196ZM166 187V186H165ZM171 187H173V186H171ZM176 186H174V188H175ZM202 187V186H201ZM211 187V186H210ZM207 188V187H206ZM120 189V188H119ZM172 189V188H171ZM171 189H168V190H166V191H170ZM185 190H186V187L184 188ZM187 189V190H188ZM210 188H208V190H209ZM165 190V189H164ZM182 190V189H181ZM186 190V191H187ZM203 190H204V188H203ZM161 191H160V193H161ZM165 191V192H166ZM173 191V190H172ZM176 191H177V189H176ZM180 190H178V192H179ZM193 191V192H192ZM199 191V192H198ZM210 191H211V189H210ZM118 192H120V191H118ZM206 192H208V191H206ZM217 192V191H216ZM121 193V192H120ZM157 193H158V191H157ZM159 193V194H160ZM164 193V192H163ZM170 194H171V192H169ZM168 193V195H170ZM173 193H174V191H173ZM187 193V192H186ZM162 195V194H161ZM175 195V194H174ZM207 195H209V194H207ZM122 196V195H121ZM149 196V197H148ZM164 196V195H163ZM167 196V195H166ZM171 196H173L172 194H171ZM171 196H170V198H171ZM210 196V195H209ZM155 198H157L158 197V195H157V197L156 196H154ZM162 197V196H161ZM160 197V198H161ZM211 197V196H210ZM153 198V197H152ZM199 198H200V196L197 198L196 197V199H198L199 200ZM1 199V198H0ZM158 199V198H157ZM156 199V200H157ZM195 199V198H194ZM149 200V199H148ZM147 199H146V201H148ZM153 201H154V198L152 199ZM152 200H151V204H152ZM167 200H168V198H167ZM198 200H196V201H198ZM2 200H0V202H1ZM8 201V200H7ZM6 201V202H7ZM124 201V200H123ZM150 201V200H149ZM188 201V199H186V202ZM125 202V203H126ZM191 202H193V200L191 201ZM201 202V201H200ZM137 203V204H136ZM149 202H148V204L151 206V210L152 209H154V206L153 205H151ZM155 203H156V201H155ZM155 203L153 202V204L155 205ZM160 203V202H159ZM197 203V202H196ZM7 204H9L8 202H7ZM6 204V205H7ZM146 204H147V202H146ZM145 204V205H146ZM147 204V205H148ZM157 204V203H156ZM193 204H194V202H193ZM3 205V204H2ZM143 205H142V207H143ZM144 205V206H145ZM188 205V204H187ZM191 205V204H190ZM195 205V204H194ZM35 206V205H34ZM57 206V205H56ZM126 206V205H125ZM134 206H132V208H131V210L133 209L134 210ZM158 206H160V205H158ZM168 205H166V206H164L163 205V207H167ZM192 206V205H191ZM8 208L10 207V205L9 206H7ZM52 207H54V206H52ZM126 207V208H127ZM146 208H147V206H145ZM157 207V206H156ZM11 208V207H10ZM9 208V209H10ZM57 208V207H56ZM56 208H53V209H56ZM145 208V211L148 209V208H150V207H148L147 209ZM4 209V208H3ZM34 209V208H33ZM38 209V208H37ZM52 209V208H51ZM50 209V210H51ZM62 209H63V207H62ZM65 209V208H64ZM75 209V208H74ZM128 209H130V208H128ZM135 209H137V207L135 208ZM143 209V208H142ZM159 209V208H158ZM161 209H162V207H161ZM1 210H2V208H1ZM31 210V209H30ZM41 210H42V208H41ZM140 210V209H139ZM163 210H165V209H163ZM163 210H161V211H157V212H164ZM189 210H190V208H189ZM196 209H194V211H195ZM12 211H14L13 209H12ZM36 211V210H35ZM136 210H134V213H132L133 215L132 216H134V214H137L136 212H135ZM141 211V210H140ZM144 211V213H146ZM192 211H193V206H192ZM8 212V211H7ZM15 212V211H14ZM26 212H27V210H26ZM31 212V211H30ZM37 212H39L40 213V211H37ZM44 212V211H43ZM42 212V213H43ZM46 212V211H45ZM44 212V213H45ZM50 212V211H49ZM49 212H46V213H49ZM52 212V214H53V212H54V210L53 211H51ZM66 212H68V211H66ZM70 212V211H69ZM114 212V211H113ZM112 212V213H113ZM129 213H130V211H128ZM132 212V211H131ZM139 212V211H138ZM148 212H150V210H148ZM2 213H3V211H2ZM5 213V212H4ZM10 213V212H9ZM19 213V212H18ZM24 213V212H23ZM29 213V212H28ZM36 213V212H35ZM42 213H41V215H42ZM54 213H57V212H54ZM102 213V212H101ZM127 213V212H126ZM128 213V214H129ZM140 213H142V212H140ZM144 213H142V214H144ZM8 214V213H7ZM11 214V213H10ZM20 214H21V212H20ZM38 214V213H37ZM58 215L57 216H59V214H61V213H57ZM64 214V217H65V215L67 214H65V213H63ZM63 214L62 215H60L61 216V218L63 217ZM90 214V213H89ZM142 214H138V216L139 215H142ZM2 215V214H1ZM50 215H51V213H50ZM77 215V214H76ZM8 216V215H7ZM7 216H6V219H7ZM9 216H12V214L11 215H9ZM20 216H22V215H20ZM24 216V215H23ZM26 216H27V214H26ZM39 216H40V214H39ZM38 216V217H39ZM44 215H42L41 217H43ZM56 216V215H55ZM56 216V217H57ZM130 216V215H129ZM137 216V215H136ZM135 216V217H136ZM3 218H4V215L2 216ZM31 217H32V215H31ZM51 217V216H50ZM53 217H54V215H53ZM56 217H54V219L56 218ZM68 217V216H67ZM76 217V216H75ZM74 216H73V218H75ZM124 217H125V215H124ZM127 217V216H126ZM10 218V217H9ZM29 218V217H28ZM40 218V217H39ZM66 218V217H65ZM69 218H70V216H69ZM68 218V219H69ZM92 218V217H91ZM102 218V217H101ZM129 218V217H128ZM127 218V219H128ZM11 219V218H10ZM13 219V218H12ZM18 219V218H17ZM24 219V218H23ZM34 219V218H33ZM43 219H45V218H43ZM67 219V220H68ZM71 219V218H70ZM70 219H69V221H70ZM77 219V218H76ZM75 219V220H76ZM79 219V218H78ZM85 219H86V217H85ZM115 219V218H114ZM130 219H131V216H130ZM1 220V219H0ZM4 220V219H3ZM3 220H2V222H3ZM32 220V219H31ZM40 220V219H39ZM38 220V221H39ZM50 220H52V219H50ZM56 220H57V218H56ZM59 220V219H58ZM87 220V219H86ZM88 220H90V218H88ZM88 220H87V222H88ZM98 220H99V218H98ZM120 220H122V218H120ZM123 220H126V219H123ZM135 220V219H134ZM6 221H8V220H6ZM29 221V220H28ZM36 221V220H35ZM37 221V222H38ZM45 221H47V219L45 220ZM54 221V220H53ZM97 221V220H96ZM95 221V222H96ZM105 221V220H104ZM128 221V220H127ZM11 222H12V220H11ZM22 222V221H21ZM30 222V221H29ZM33 222V221H32ZM32 222H31V225H32ZM44 222V221H43ZM61 222H62V220H61ZM61 222H58V226H62V224L63 223H61ZM68 222V221H67ZM66 222V223H67ZM71 222V221H70ZM70 222H68V223H70ZM76 222H78L77 220L75 221V223ZM84 222V221H83ZM112 222V221H111ZM132 222V221H131ZM4 223V222H3ZM14 223H15V221H14ZM18 223V225L20 224L19 223V221L17 222ZM26 223V222H25ZM40 223H41V221H40ZM50 223H52L53 224V222L51 221ZM56 223V222H55ZM91 223V222H90ZM89 222H88V224H90ZM106 223V222H105ZM112 223H114V222H112ZM117 223H118V229H119V227L122 225H120L119 226V220L117 221ZM127 224H128V222H126ZM130 223V222H129ZM133 223V222H132ZM135 223V222H134ZM2 224V223H1ZM34 224V223H33ZM42 224V223H41ZM40 224V225H41ZM44 224V223H43ZM47 224H49V223H47ZM83 224V223H82ZM3 225V224H2ZM6 225H7V223H6ZM12 225H16V224H13L12 223ZM18 225H16L17 226V228H18ZM29 225V224H28ZM31 225H29V226H31ZM40 225H39V227H40ZM50 225V224H49ZM65 225V224H64ZM70 225V224H69ZM73 225V224H72ZM76 225H77V223H76ZM93 225V224H92ZM98 224H96L95 226H97ZM105 225V224H104ZM104 225H103V227H104ZM114 226H115V224H113ZM112 225V226H113ZM124 225H126L125 223H124ZM22 226V225H21ZM34 226V225H33ZM38 226V225H37ZM53 227H55L56 226V224L55 225H52ZM71 226V225H70ZM90 226V225H89ZM94 225H93V229H94V227H95ZM100 226H101V224H100ZM130 226H131V224H130ZM130 226H129V224H128V227L130 228ZM133 226V225H132ZM2 227V226H1ZM7 227V226H6ZM5 227V228H6ZM11 227V226H10ZM47 227V226H46ZM65 227V226H64ZM91 227V226H90ZM127 227V226H126ZM126 227H124L122 230L124 231L125 229L127 230V228ZM3 228H4V226H3ZM3 228H0L1 230L3 229ZM14 228V227H13ZM12 228V229H13ZM24 228H25V225H24ZM33 228V227H32ZM35 228V227H34ZM33 228V229H34ZM38 228V227H37ZM61 228V227H60ZM73 228V227H72ZM92 228V227H91ZM90 228V229H91ZM97 228H99V227H97ZM96 228V229H97ZM100 228H102V227H100ZM134 228V227H133ZM27 229H28V227H27ZM29 229H30V227H29ZM36 229V228H35ZM40 229V228H39ZM71 229V228H70ZM74 229V228H73ZM112 229V228H111ZM117 229V230H118ZM0 230V231H1ZM6 230V229H5ZM7 230H8V227H7ZM14 230V229H13ZM13 230H12V233H13ZM18 230H19V228H18ZM18 230L16 229V231L18 232ZM22 230H24V229H22ZM37 230V229H36ZM43 230H44V228H43ZM49 230V229H48ZM62 230H64L63 229V226H62ZM67 231H68V229H66ZM99 230V229H98ZM113 230V229H112ZM125 230V231H126ZM133 230V229H132ZM28 231V230H27ZM37 231H39V230H37ZM59 231H61V230H59ZM96 231V230H95ZM128 231V230H127ZM3 232V231H2ZM2 232H0V234L2 233ZM19 232H20V230H19ZM18 232V233H19ZM51 232H53V229L51 230ZM114 232V231H113ZM119 232V231H118ZM4 233V232H3ZM9 233H10V231H9ZM35 233V232H34ZM59 233V232H58ZM62 233V232H61ZM60 233V236L62 237V234ZM67 233V232H66ZM71 233V232H70ZM69 233V231H68V235L70 234ZM128 233V232H127ZM131 233V232H130ZM20 234V233H19ZM22 234V233H21ZM27 234H28V232H27ZM32 234V233H31ZM54 234V233H53ZM14 235V234H13ZM67 235V236H68ZM119 235V234H118ZM128 235V234H127ZM1 236H3V235H1ZM65 236H66V234H65ZM64 236V237H65ZM114 236H115V234H114ZM124 236H126V235H124ZM14 237V236H13ZM13 237H12V240L15 242V240L13 239ZM16 238H17V236H15ZM22 237V236H21ZM20 237V238H21ZM69 237V236H68ZM117 237H119V236H117ZM122 237H123V235H122ZM7 238V237H6ZM29 238V237H28ZM5 239V238H4ZM68 239V238H67ZM121 239V238H120ZM123 239V238H122ZM124 239L126 240V238L124 237ZM9 239H7L6 240V242L8 241ZM16 240H18V239H16ZM21 240H22V238H21ZM20 240V241H21ZM31 240H32V237H31ZM123 241V242H126V241ZM2 241H3V237H2ZM28 241V240H27ZM118 241L119 240H117V244H118ZM5 242V241H4ZM12 242V241H11ZM31 242V241H30ZM1 243V242H0ZM3 243V242H2ZM2 243H1V245H2ZM8 243H9V241L6 243L7 245V248H8ZM16 243H17V241H16ZM26 243V242H25ZM28 243V242H27ZM59 243H60V241H59ZM121 241H120V246H121ZM20 244H21V242H20ZM24 244V243H23ZM33 245H34V243H32ZM31 244V245H32ZM61 244V243H60ZM63 244V243H62ZM61 244V245H62ZM4 245H5V243L3 244V246L2 247H4ZM14 245H15V248H17L16 247V245L17 244H15L14 243ZM127 244L125 243V246H126ZM5 246V247H6ZM19 246H21V245H19ZM63 246V245H62ZM119 246V245H118ZM119 246V248L121 249V247ZM11 248H12V246H10ZM26 247V246H25ZM29 247V246H28ZM32 247V246H31ZM7 248H5V249H3V251L4 250H6ZM20 248V247H19ZM17 249L16 251H20V249ZM124 248V247H123ZM122 248V249H123ZM127 248V247H126ZM32 249H33V247H32ZM1 250V249H0ZM12 250H15V249H13L12 248ZM24 250V249H23ZM129 250V249H128ZM123 251H127V250H124L123 249ZM122 251V252H123ZM1 252V251H0ZM5 252V254L6 253H10V252H7V251H4ZM18 253V252H17ZM128 253V252H127ZM3 254V253H2ZM22 254V253H21ZM26 254V253H25ZM128 254H130V253H128ZM128 254H127V256H128ZM10 255V254H9ZM19 255V254H18ZM28 255H29V253H28ZM32 255V254H31ZM131 255V254H130ZM1 256V255H0ZM3 257L5 256L4 254L2 255ZM1 256V257H2ZM12 256H14V255H12ZM2 257V258H3ZM15 257V256H14ZM21 257V256H20ZM22 257H23V255H22ZM25 257H27V256H25ZM30 257V256H29ZM28 257V258H29ZM32 257H34V256H32ZM129 257V256H128ZM131 257V256H130ZM6 258V257H5ZM31 258V257H30ZM125 259H127L126 257H124ZM32 259H34V258H32ZM1 260V259H0ZM6 260V259H5ZM7 260H8V255H7ZM14 260V259H13ZM17 262H18V260L17 259H15ZM15 260H14V262H15ZM35 260V259H34ZM10 261V260H9ZM12 261V260H11ZM20 261V260H19ZM28 262L29 260H25V262ZM37 261V260H36ZM35 261V262H36ZM1 262V261H0ZM21 262V261H20ZM23 262V261H22ZM31 262H33V261H31ZM5 263H7V262H5ZM24 263V262H23ZM38 263V262H37ZM36 263V264H37ZM8 264V263H7ZM15 264V263H14ZM25 264V263H24ZM27 264V263H26ZM32 264V263H31Z\"/></svg>",
	"mask_w": 264,
	"mask_h": 264
}]
</instances>
